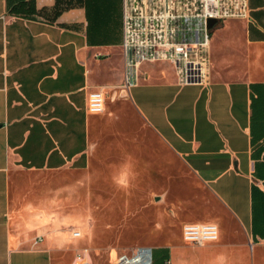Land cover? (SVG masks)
<instances>
[{"label": "crops", "instance_id": "1", "mask_svg": "<svg viewBox=\"0 0 264 264\" xmlns=\"http://www.w3.org/2000/svg\"><path fill=\"white\" fill-rule=\"evenodd\" d=\"M249 6L250 18L213 28L209 82L181 83L168 63L154 77L143 64L127 95L123 0H0V264H72L57 256L70 232L29 210L28 186L88 165L97 87L131 99L243 227L253 264H264L255 246L264 242V0ZM153 251L152 264L172 263L170 246Z\"/></svg>", "mask_w": 264, "mask_h": 264}, {"label": "rangeland", "instance_id": "2", "mask_svg": "<svg viewBox=\"0 0 264 264\" xmlns=\"http://www.w3.org/2000/svg\"><path fill=\"white\" fill-rule=\"evenodd\" d=\"M212 61L214 71L213 54ZM163 63L146 62L143 67L156 77L167 66ZM94 116L88 165L45 173L39 185L28 186L29 210L47 213L52 219L49 229L70 232L69 249L57 256L70 260L74 256V260L86 252L93 264H110L114 254L132 253L137 246L157 251V246L168 245L171 264L174 258L176 264H213L208 260L216 258L219 264L237 258L242 264H253L243 227L127 95H108L104 112ZM205 220L219 223V239L204 245L186 242L183 223ZM74 231L81 235L73 237ZM211 244V249L206 247Z\"/></svg>", "mask_w": 264, "mask_h": 264}, {"label": "built area", "instance_id": "3", "mask_svg": "<svg viewBox=\"0 0 264 264\" xmlns=\"http://www.w3.org/2000/svg\"><path fill=\"white\" fill-rule=\"evenodd\" d=\"M217 22L209 27V19ZM231 18H250L249 0H123L124 83L140 81L142 65L165 62L175 69L181 83H207L211 73V30ZM108 92L93 88L88 95V110L104 112ZM220 227L214 221H187L182 226L183 239L204 245L219 238ZM80 235V231H74ZM152 246H137L132 253H116L110 264H152ZM72 264H92L86 252Z\"/></svg>", "mask_w": 264, "mask_h": 264}, {"label": "water", "instance_id": "4", "mask_svg": "<svg viewBox=\"0 0 264 264\" xmlns=\"http://www.w3.org/2000/svg\"><path fill=\"white\" fill-rule=\"evenodd\" d=\"M216 22H217V20L215 18H210L209 19V27H213ZM1 125H2V123H0V126Z\"/></svg>", "mask_w": 264, "mask_h": 264}, {"label": "trees", "instance_id": "5", "mask_svg": "<svg viewBox=\"0 0 264 264\" xmlns=\"http://www.w3.org/2000/svg\"><path fill=\"white\" fill-rule=\"evenodd\" d=\"M213 31V29L211 30V32ZM167 252V251H166ZM165 255V257H167L168 258V252L167 253H165L164 254Z\"/></svg>", "mask_w": 264, "mask_h": 264}]
</instances>
